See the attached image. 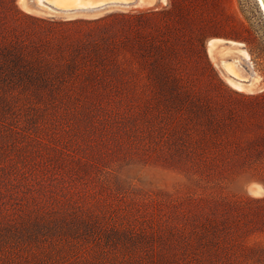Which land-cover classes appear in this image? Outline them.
I'll return each mask as SVG.
<instances>
[{
  "label": "rangeland",
  "instance_id": "374dc122",
  "mask_svg": "<svg viewBox=\"0 0 264 264\" xmlns=\"http://www.w3.org/2000/svg\"><path fill=\"white\" fill-rule=\"evenodd\" d=\"M32 3L37 10L0 0V70L12 64L9 47L17 69L33 76L12 104L0 105V132L9 135L0 166V264H264L258 0L62 12ZM214 38L227 40L215 59ZM230 41L248 56H222ZM220 57L237 60L245 80L258 77L257 89H234ZM91 110L100 120L88 133ZM117 112L133 118L102 120ZM167 114L183 120L171 141L161 127ZM190 153L213 163L189 164ZM110 164L128 194L101 180ZM83 218L93 220L91 232ZM115 226L122 229L109 230ZM79 246L88 248L84 257Z\"/></svg>",
  "mask_w": 264,
  "mask_h": 264
},
{
  "label": "trees",
  "instance_id": "16d2710c",
  "mask_svg": "<svg viewBox=\"0 0 264 264\" xmlns=\"http://www.w3.org/2000/svg\"><path fill=\"white\" fill-rule=\"evenodd\" d=\"M81 20L84 21V19H74L75 22L81 21ZM3 51L5 52V54L7 52L9 53L6 57L8 59V62L10 61L12 63L11 66H7L6 69L0 70V105L4 104V102H6L5 103L6 105H4L6 107V106L12 104L11 102L14 100V98H17L19 96V91H20L19 87H24L25 88V86H26V87L30 88V86L33 85V83L30 80V79H33V76L24 74V72H22L21 69H17L16 64H14V62L16 61V60H14L15 57L13 56V54H11L12 48L10 49L9 47H5V48H3ZM20 94H21V92H20ZM78 109H79L78 107L77 108L75 107V108H73V111H71V112H73V114H74ZM132 115L133 114H128V118H130V119H131V117L133 118ZM181 116L182 115L173 117L171 114H167L166 119L168 121H165L163 123V125L167 126V127L165 128L163 125L161 126L162 129L164 130L165 137L167 139H169V141H171L173 139V136H174L175 132H177V131H179V129L183 128V122H182L183 120H182ZM128 118H126V116L121 115L120 113L117 112V113H113V114L106 113L105 116H103L102 120H114V122H116L117 124L119 123V125L120 124L122 125V122L125 121V120L127 121ZM85 120H86L85 122L87 124H90V126L87 125L88 127H87V129H85V131L90 133L92 128H97L96 124H97V122L100 119H99V115H97V113H95V112H93L91 110V111H89V112H87L85 114ZM169 120H172L173 122L169 121ZM0 121H2V120L0 119ZM100 122H102V121H100ZM105 128L110 131V128L108 126H105ZM71 129L73 130L74 127L71 128ZM0 131H1V129H0ZM14 132H15V130L13 128H9L7 133L14 134ZM88 136H90V135H88ZM7 137H9L8 134H6L5 132H0V144H1L0 166H6L5 162H4L5 161L4 159H5L6 153L8 152L7 151L8 149L5 152V149H2V148H3V144H4L3 141L5 140V142H6ZM105 141H107L106 143L108 144L109 140L105 139ZM188 156L191 159H194V157H196V160H190L189 161V164H192V165H195V164L206 165V164L213 163L208 158L209 156H205L203 154H195V153L191 154L190 153V154H188ZM203 157H204V159H203ZM15 161L16 160H13V164H15V166H17L18 162L16 161V163H15ZM22 166H26V165L23 164ZM114 167L115 166H113L112 164H110L109 166L105 165V169H104L103 176H102L101 180L107 186H109L111 188V190H113L115 193H117V194H128L129 193L128 188L130 186L127 185V183L123 179H121L120 174H118L116 172ZM0 189L2 190V188H0ZM71 211L69 210V212H71ZM91 215L98 216V215H95L94 213L91 214ZM58 218H59V216H57V217L56 216H51L50 219L53 220V219H58ZM79 218H82V216H79ZM105 219L109 220L108 217L105 218ZM80 222H79V224H80ZM82 224H83L84 227L89 228V230L91 232V230H92L91 228H92V226L94 224L93 220L88 219V218L87 219L83 218ZM123 228H124L123 230H126L125 228L129 229V230H126L128 232H130V230H132V231L136 230V228L134 226H132V227H123ZM119 229L121 230L122 228H118V227L115 226L113 228H110L109 230L116 233L117 231H119ZM137 234L138 233H136L135 235H137ZM101 241H103V239ZM113 241H114L113 239H111L109 241L108 247L111 246V243ZM95 243H96V241H95ZM87 251H88L87 246H85V247L79 246V254H77V255H79L80 257H84L85 254L87 253ZM103 253L107 254L106 251H103ZM106 258L107 257H105V259Z\"/></svg>",
  "mask_w": 264,
  "mask_h": 264
},
{
  "label": "bare ground",
  "instance_id": "6f19581e",
  "mask_svg": "<svg viewBox=\"0 0 264 264\" xmlns=\"http://www.w3.org/2000/svg\"><path fill=\"white\" fill-rule=\"evenodd\" d=\"M48 1V0H47ZM132 0H98V1H83V0H72L73 3L68 4L67 0H49L50 3L54 4L55 6H58L60 8H65L66 10H70L67 8H71L72 6L76 8H93V9H99L104 8L109 5H116V6H123L125 7L126 4L131 2ZM23 2V1H22ZM39 4H44L47 6L48 3L45 2V0H37ZM263 12H264V4L258 0ZM159 3H165L164 0H138L137 8L140 9H146L156 6ZM24 4V3H23ZM40 6V5H39ZM48 7V6H47ZM49 8V7H48ZM55 8V7H54ZM38 9V8H37ZM35 9V10H37ZM61 10V9H59ZM63 10V9H62ZM72 10V9H71ZM32 11V10H31ZM222 42H227V40L221 39V38H214L209 41V55L215 59V54L218 52V49L220 48ZM230 44L233 46H229L222 49V56H224L223 53L225 50H236L238 51L243 57H247L248 54L245 50L239 49L238 47H235V45H238L239 43L235 41H230ZM220 65L223 67L225 71V77L228 83L236 90L238 91H251L254 92L257 89V82L260 80L258 77H254L253 80L247 81L243 77L239 75L238 72V61L237 60H231L227 61L224 58L220 57L219 60ZM224 74V73H223Z\"/></svg>",
  "mask_w": 264,
  "mask_h": 264
},
{
  "label": "water",
  "instance_id": "95a60500",
  "mask_svg": "<svg viewBox=\"0 0 264 264\" xmlns=\"http://www.w3.org/2000/svg\"><path fill=\"white\" fill-rule=\"evenodd\" d=\"M161 1V0H159ZM138 4V0H132L131 2H129L128 4H126V6L124 8H131V7H136ZM47 6L52 9V10H55V11H75V10H83V11H90V10H95L93 8H76V9H72V10H59V9H56L54 8V6H52L51 4H47Z\"/></svg>",
  "mask_w": 264,
  "mask_h": 264
},
{
  "label": "crops",
  "instance_id": "0c3cea01",
  "mask_svg": "<svg viewBox=\"0 0 264 264\" xmlns=\"http://www.w3.org/2000/svg\"><path fill=\"white\" fill-rule=\"evenodd\" d=\"M25 2H26L27 7L30 8L31 10H35L36 9V7H34V5L32 3L33 0H25Z\"/></svg>",
  "mask_w": 264,
  "mask_h": 264
},
{
  "label": "snow or ice",
  "instance_id": "6c2138e0",
  "mask_svg": "<svg viewBox=\"0 0 264 264\" xmlns=\"http://www.w3.org/2000/svg\"><path fill=\"white\" fill-rule=\"evenodd\" d=\"M164 2L166 3L167 0H164ZM260 2H261L262 4H264V0H260Z\"/></svg>",
  "mask_w": 264,
  "mask_h": 264
}]
</instances>
